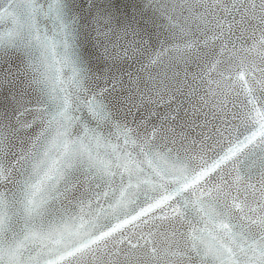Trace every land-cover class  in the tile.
<instances>
[{
	"label": "snow or ice",
	"instance_id": "6c2138e0",
	"mask_svg": "<svg viewBox=\"0 0 264 264\" xmlns=\"http://www.w3.org/2000/svg\"><path fill=\"white\" fill-rule=\"evenodd\" d=\"M0 264H264V0H0Z\"/></svg>",
	"mask_w": 264,
	"mask_h": 264
},
{
	"label": "water",
	"instance_id": "95a60500",
	"mask_svg": "<svg viewBox=\"0 0 264 264\" xmlns=\"http://www.w3.org/2000/svg\"><path fill=\"white\" fill-rule=\"evenodd\" d=\"M184 65L180 64L179 70L181 72V77L183 76V71H184ZM189 69L190 71H196L195 68V64H191L189 65ZM135 70V66L134 69ZM177 69L170 64L169 58L166 56L162 63L159 65H156L154 67H150L149 71L152 73L153 76H159V78L162 80L164 79V75L165 73H167V75L169 77L172 76V73L174 71H176ZM145 76L147 75V73L144 74ZM90 86L91 87H95V83L94 82H90ZM154 100H159L160 103L164 104L163 108H160L157 104L148 103V108L144 109L142 107V114L146 111H150V110H157L161 113H166L168 112V107H167V101H168V96H164L162 99L160 97H153ZM179 102V101H178ZM196 102H198V97L196 98ZM185 104L187 106V109L190 113V115L188 117H184L183 113H181V123L185 122L186 120L191 119V107L192 105L190 103H188L187 100H185ZM176 105H173V108H175ZM205 111H207V109H205ZM77 115H79V113H77ZM116 115L123 120L124 116L122 112H117ZM84 119L85 120H89V117L87 116L86 110L84 113ZM129 121H131V116L128 117ZM137 119L139 120V117H137ZM201 123H203V116L201 115ZM154 123L156 124H160V121H154ZM148 128H151V124L148 125ZM80 131L79 127H76L73 132L77 133ZM177 133H179V128H177ZM187 131V129H186ZM244 134H248L247 130L242 129L241 130ZM143 135V132L141 133ZM171 135V134H169ZM177 139V143L175 145H172L169 142V146L173 147L174 149H178L179 150V154L181 155L182 159H186L187 163L186 166L190 169H194L196 168V166L200 163L199 159L196 158V156L193 155L194 152H196L199 148V145H197L196 149H191L190 145H191V141L193 139L192 135H189V138L187 141H185L184 145H181L179 142V136L177 135L176 137ZM157 143L159 144L160 141H157ZM185 153H187L188 157H192L190 160L187 159V157L185 156ZM177 153L174 151L173 155L175 156ZM206 155L211 156V153L208 152L206 153ZM163 179V183H165L166 185H168V190L172 191L175 189L176 184L174 182V178L173 177H164ZM117 183H119V177H117ZM87 185H85L84 187H81L79 189L76 190L74 196L72 193L69 194V198L70 200H72L71 204H67V206L70 208L71 211H78V208L75 207V201L84 198L87 199L91 193L90 192H86ZM95 187L93 186V191H95ZM163 191V189H161V192ZM145 192H147V195L149 197V199H151V197H153L154 195L159 196L160 193H154L153 191L149 190V189H144L142 191H133L132 193H130V195L128 196V198L119 206L116 205L115 201H112V206L109 208V205L107 203H104V207L108 208V211L106 214H102L99 216L98 220H94L93 222V226L90 229V231H95L97 233L103 231V232H108L110 229H112L113 227H115L117 224L119 223H123L124 220H130L133 216H135L137 213L140 212V210L144 207H147L148 201L145 199ZM120 231H123L125 233L124 239L127 240V238L129 236H132L133 239H135L136 235H138L141 231H147V227L140 225L138 222L133 221L132 223H129L127 225L124 226L123 229H121ZM113 236H115L117 239H119V232L117 233H113ZM111 239V238H109ZM119 246V245H118ZM109 247H111V243L109 244ZM124 247H127V244L124 245ZM147 251V250H145Z\"/></svg>",
	"mask_w": 264,
	"mask_h": 264
}]
</instances>
